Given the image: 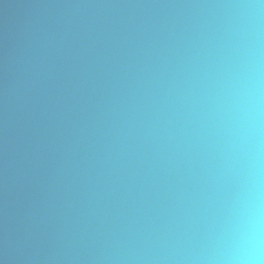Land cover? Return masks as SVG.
Returning <instances> with one entry per match:
<instances>
[{"label": "water", "instance_id": "1", "mask_svg": "<svg viewBox=\"0 0 264 264\" xmlns=\"http://www.w3.org/2000/svg\"><path fill=\"white\" fill-rule=\"evenodd\" d=\"M264 264V0H63L31 264Z\"/></svg>", "mask_w": 264, "mask_h": 264}, {"label": "clouds", "instance_id": "2", "mask_svg": "<svg viewBox=\"0 0 264 264\" xmlns=\"http://www.w3.org/2000/svg\"><path fill=\"white\" fill-rule=\"evenodd\" d=\"M252 264H255V260L253 259V262H252Z\"/></svg>", "mask_w": 264, "mask_h": 264}]
</instances>
